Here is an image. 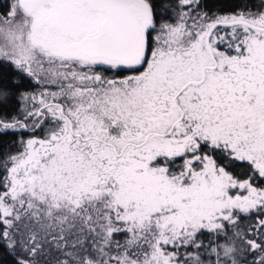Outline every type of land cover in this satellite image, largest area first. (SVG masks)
I'll use <instances>...</instances> for the list:
<instances>
[{"label": "snow or ice", "instance_id": "6c2138e0", "mask_svg": "<svg viewBox=\"0 0 264 264\" xmlns=\"http://www.w3.org/2000/svg\"><path fill=\"white\" fill-rule=\"evenodd\" d=\"M0 264H264V0H0Z\"/></svg>", "mask_w": 264, "mask_h": 264}]
</instances>
